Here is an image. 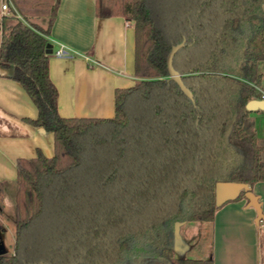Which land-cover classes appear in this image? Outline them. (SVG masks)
I'll return each mask as SVG.
<instances>
[{
    "label": "trees",
    "instance_id": "1",
    "mask_svg": "<svg viewBox=\"0 0 264 264\" xmlns=\"http://www.w3.org/2000/svg\"><path fill=\"white\" fill-rule=\"evenodd\" d=\"M8 1L0 64L37 107L25 121L53 133L54 153L16 161L14 250L0 264H213L176 257L172 237L178 223L215 218L218 181H264L246 107L262 76L264 0H97L98 15L135 28L136 80L115 88L112 117L58 111L47 47L61 0ZM184 39L173 65L193 99L167 65Z\"/></svg>",
    "mask_w": 264,
    "mask_h": 264
},
{
    "label": "crops",
    "instance_id": "2",
    "mask_svg": "<svg viewBox=\"0 0 264 264\" xmlns=\"http://www.w3.org/2000/svg\"><path fill=\"white\" fill-rule=\"evenodd\" d=\"M96 1L61 0L49 35V73L58 89V111L65 117L114 116L115 88L136 80L134 23L120 15H98ZM60 44L68 54L54 53ZM258 69L264 85V61ZM9 74L0 64V181L6 185L16 183L19 157H33L38 149L47 156L54 153L53 133L25 121L37 116V107ZM257 95L253 99L264 100ZM248 110L264 146V107ZM239 195L221 204L211 221L176 224L175 256L212 259L213 264H264V181L245 183Z\"/></svg>",
    "mask_w": 264,
    "mask_h": 264
},
{
    "label": "water",
    "instance_id": "3",
    "mask_svg": "<svg viewBox=\"0 0 264 264\" xmlns=\"http://www.w3.org/2000/svg\"><path fill=\"white\" fill-rule=\"evenodd\" d=\"M184 44H185V39L183 41H181L180 43L175 44V45L172 46V48H171V50H170V52L168 54V57H167V65H168L170 77L178 83V85L181 87V89L184 91V93L188 97H190L191 99H193V93L185 85V83H184V81L182 79L181 73L177 69H175V67L173 65L174 55L176 54V52ZM47 52L48 53L51 52V45H50V43L48 44ZM246 107H247V109H253L255 107H264V100L251 99L246 104ZM244 188H245V183H242V182L218 181L216 183V188H215V192H216V204L217 205H221L225 201L237 197L239 195V193L241 192V190L244 189ZM248 193L250 195V198L251 197L253 198L251 191H248ZM257 209H258L259 216H262V213H261V210H260V206L258 204H257ZM3 252H5L4 246L3 245H0V253H3Z\"/></svg>",
    "mask_w": 264,
    "mask_h": 264
},
{
    "label": "rangeland",
    "instance_id": "4",
    "mask_svg": "<svg viewBox=\"0 0 264 264\" xmlns=\"http://www.w3.org/2000/svg\"><path fill=\"white\" fill-rule=\"evenodd\" d=\"M38 21L43 22L41 19H38ZM15 196L16 183L6 185L4 200L2 201L3 208L0 212V221L2 223V227L0 228V245H3L5 252L8 253L13 252L15 243ZM153 264H160V262L155 261Z\"/></svg>",
    "mask_w": 264,
    "mask_h": 264
},
{
    "label": "built area",
    "instance_id": "5",
    "mask_svg": "<svg viewBox=\"0 0 264 264\" xmlns=\"http://www.w3.org/2000/svg\"><path fill=\"white\" fill-rule=\"evenodd\" d=\"M10 9H11L10 2L8 0H3L1 3L2 15L9 13ZM54 53L57 56H62V55L68 54V49L65 45L60 44V46L54 51ZM253 86L255 87L260 98L264 99V85H262L261 83H258V84L253 83Z\"/></svg>",
    "mask_w": 264,
    "mask_h": 264
}]
</instances>
